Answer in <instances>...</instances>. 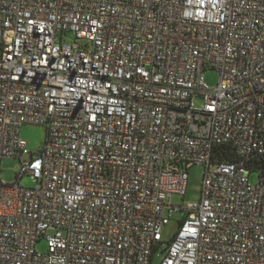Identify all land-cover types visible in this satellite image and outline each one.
Segmentation results:
<instances>
[{
  "label": "built area",
  "instance_id": "1",
  "mask_svg": "<svg viewBox=\"0 0 264 264\" xmlns=\"http://www.w3.org/2000/svg\"><path fill=\"white\" fill-rule=\"evenodd\" d=\"M7 158L0 264H264V0H0Z\"/></svg>",
  "mask_w": 264,
  "mask_h": 264
},
{
  "label": "rangeland",
  "instance_id": "2",
  "mask_svg": "<svg viewBox=\"0 0 264 264\" xmlns=\"http://www.w3.org/2000/svg\"><path fill=\"white\" fill-rule=\"evenodd\" d=\"M73 38L71 35L65 39V42H72ZM204 79L206 84L213 88L217 85L218 77L214 71H208L204 75ZM194 104L196 107L200 108L202 106V102L199 98L195 99ZM21 139L26 143V147L28 151L34 153L37 151L44 142L45 139V129L40 126H31L25 125L20 132ZM18 159L7 158L3 159L0 164V179L8 184L14 183L16 181V172L18 171ZM203 168L199 166H193L189 169L188 172V187L184 197L180 196H172L171 197V204L173 206H182L184 204L190 202H196L200 198V188L203 176ZM250 183L255 184L258 179V174L253 172L250 174ZM20 185L26 188L33 187V182L29 178V176H24L20 180ZM180 219V215L174 214L170 220L169 225L165 228L163 233V239L167 242L174 231L177 228L176 221ZM37 251H44L45 245L44 242H39L36 246ZM164 255V252L159 251L157 256H155L154 263L158 264L160 262L161 257Z\"/></svg>",
  "mask_w": 264,
  "mask_h": 264
},
{
  "label": "trees",
  "instance_id": "3",
  "mask_svg": "<svg viewBox=\"0 0 264 264\" xmlns=\"http://www.w3.org/2000/svg\"><path fill=\"white\" fill-rule=\"evenodd\" d=\"M215 157L212 159L218 161V162H234L236 159L235 154L232 152V150L227 146H217L214 149ZM253 164H258V162H254ZM260 164V163H259Z\"/></svg>",
  "mask_w": 264,
  "mask_h": 264
}]
</instances>
